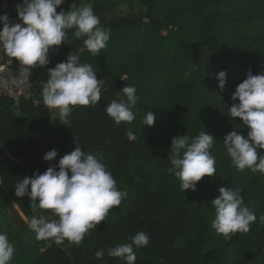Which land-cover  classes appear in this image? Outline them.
Segmentation results:
<instances>
[{
  "label": "trees",
  "instance_id": "1",
  "mask_svg": "<svg viewBox=\"0 0 264 264\" xmlns=\"http://www.w3.org/2000/svg\"><path fill=\"white\" fill-rule=\"evenodd\" d=\"M21 2L0 0V14L15 19ZM73 3L91 7L110 30L107 47L96 56L80 52L84 38L68 30L67 41L50 50L47 67L66 61L70 53L79 55L102 78L101 99L76 106L68 125L58 120V109L45 108L42 95L38 104L0 100V219L5 224L0 230L14 245L10 264H125L109 257L108 249L131 243L138 232L150 240L134 248L135 264H264V175L238 170L223 143L234 128L247 136L240 118L227 113L246 73L264 70V0H65L57 11H69ZM220 71L226 72L223 89ZM30 75L47 82L49 70L34 68ZM126 85L136 88L135 119L117 125L105 108L114 99H126L120 93ZM149 111L155 114L154 126H141ZM129 130L136 140L128 139ZM204 130L215 138L210 153L217 172L197 182L195 191L182 192L179 178L166 171L172 138L187 135L191 141ZM75 135L81 150L106 165L127 196L79 245L37 240L30 219L58 217L51 210L34 212L27 195H15V184L58 165L75 149ZM52 149L57 157L45 161ZM220 187L242 189L244 203L257 217L249 232L230 240L212 228L211 200ZM101 249L104 256L97 260Z\"/></svg>",
  "mask_w": 264,
  "mask_h": 264
},
{
  "label": "clouds",
  "instance_id": "2",
  "mask_svg": "<svg viewBox=\"0 0 264 264\" xmlns=\"http://www.w3.org/2000/svg\"><path fill=\"white\" fill-rule=\"evenodd\" d=\"M65 0H22L16 5L17 17L10 19L5 12L0 14V51L20 63V74L24 82L29 81L31 69L44 67L49 70V78L42 89V102L46 109H58V120L69 124V116L76 106L97 105L101 99L103 80L97 79L93 65L81 63L80 56L70 53L64 62L48 68L49 52L66 40L68 30L75 29L77 39H83L80 52L89 51L92 56L107 47L110 30L101 26L99 17L91 7H78L73 3L69 11H57ZM124 79V78H122ZM218 86L223 89L226 72L217 74ZM126 99L112 100L105 108L107 115L119 125L131 124L135 119L131 110L137 103L136 88L126 85L122 92ZM233 103L228 108L230 118H240L247 128V136L235 128L223 138L224 146L232 164L243 171L264 175V70L253 74L251 70L240 82L231 97ZM238 100V102H236ZM224 110V109H223ZM221 110V111H223ZM155 114L147 112L141 126H154ZM76 136V135H75ZM130 141L137 139L129 130ZM215 138L205 130L189 140L187 135L172 138L171 167L166 171L180 180V188L196 190L197 182L203 177H214L217 172L216 159L210 153ZM76 147L58 160V165L48 167L43 173H34L15 184V195L30 198L31 206L51 210L58 219L49 220L45 216H33L29 228L37 240H53L61 244L65 240L79 245L90 230L105 221L109 210L120 206L127 192L118 190L117 182L98 158L88 151L76 136ZM56 149L49 150L45 161L56 158ZM58 168V170H57ZM242 189L220 187V195L211 203L215 209L212 228L217 234L230 240L237 233H246L256 222L255 213L244 203ZM38 199V202H37ZM264 220V216L260 217ZM150 237L138 232L131 237V243L120 244L108 249L109 257H117L125 264H135L134 248L149 244ZM14 255V245L6 233L0 232V264H10ZM104 250L95 252L97 260L102 259Z\"/></svg>",
  "mask_w": 264,
  "mask_h": 264
},
{
  "label": "built area",
  "instance_id": "3",
  "mask_svg": "<svg viewBox=\"0 0 264 264\" xmlns=\"http://www.w3.org/2000/svg\"><path fill=\"white\" fill-rule=\"evenodd\" d=\"M2 27L3 24H0ZM19 70V61L0 51V100H27L38 104L42 95L40 90L46 82L38 80L34 75H30L29 81L24 82Z\"/></svg>",
  "mask_w": 264,
  "mask_h": 264
},
{
  "label": "rangeland",
  "instance_id": "4",
  "mask_svg": "<svg viewBox=\"0 0 264 264\" xmlns=\"http://www.w3.org/2000/svg\"><path fill=\"white\" fill-rule=\"evenodd\" d=\"M42 92V90H40V93ZM17 208V210L19 211L20 209L18 208V207H16ZM19 213H21L20 211H19ZM22 215V214H21ZM25 218V217H24ZM3 223H4V218L3 219H0V226H2L3 225ZM5 225V224H4ZM3 225V226H4ZM0 232H1V230H0ZM35 234V233H34Z\"/></svg>",
  "mask_w": 264,
  "mask_h": 264
},
{
  "label": "crops",
  "instance_id": "5",
  "mask_svg": "<svg viewBox=\"0 0 264 264\" xmlns=\"http://www.w3.org/2000/svg\"><path fill=\"white\" fill-rule=\"evenodd\" d=\"M21 214H22V213H21ZM22 216L25 217L23 214H22ZM25 219H26V217H25Z\"/></svg>",
  "mask_w": 264,
  "mask_h": 264
}]
</instances>
